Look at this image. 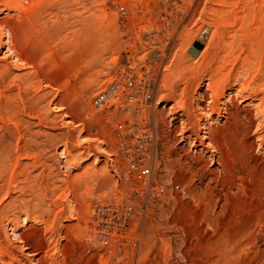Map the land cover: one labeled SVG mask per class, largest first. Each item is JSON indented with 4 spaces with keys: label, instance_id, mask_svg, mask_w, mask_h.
Returning a JSON list of instances; mask_svg holds the SVG:
<instances>
[{
    "label": "rangeland",
    "instance_id": "rangeland-1",
    "mask_svg": "<svg viewBox=\"0 0 264 264\" xmlns=\"http://www.w3.org/2000/svg\"><path fill=\"white\" fill-rule=\"evenodd\" d=\"M263 2L0 0L16 31L0 25V264H264V126L242 88ZM149 127L145 186L128 156ZM119 204L134 215L118 253L92 226Z\"/></svg>",
    "mask_w": 264,
    "mask_h": 264
},
{
    "label": "built area",
    "instance_id": "built-area-1",
    "mask_svg": "<svg viewBox=\"0 0 264 264\" xmlns=\"http://www.w3.org/2000/svg\"><path fill=\"white\" fill-rule=\"evenodd\" d=\"M121 13L127 15V11L123 6H120ZM146 96L150 98L151 89L150 82H147ZM120 85L118 83L112 84L108 89L100 92L93 100V104L96 108H101L110 102L112 98L118 96ZM130 100L126 102H134L133 96L128 95ZM141 102H152V100H139ZM145 117L146 115L143 114ZM122 125H120L121 127ZM141 140L151 146L144 148H138L139 154L137 156L129 155V169L127 178L130 182L144 184L148 186V178L151 175V171L155 165L153 157L157 154V146L159 144L158 135L155 129L147 128L142 134ZM148 184V185H147ZM146 187L141 188V193H144ZM157 195H160L158 190H155ZM154 193V194H155ZM134 215L133 206L130 204L108 205L100 207L95 211L94 220L95 224L92 226L93 232L101 246L105 250H116L118 253L122 251V247L126 243L132 241V218ZM113 264V263H110Z\"/></svg>",
    "mask_w": 264,
    "mask_h": 264
},
{
    "label": "bare ground",
    "instance_id": "bare-ground-1",
    "mask_svg": "<svg viewBox=\"0 0 264 264\" xmlns=\"http://www.w3.org/2000/svg\"><path fill=\"white\" fill-rule=\"evenodd\" d=\"M15 1V0H14ZM16 3H17V1H16ZM264 3V2H263ZM15 4V3H14ZM18 5L20 6V8H22L23 9V5L22 4H20V3H18ZM33 6V5H32ZM55 6V5H54ZM16 7H18V6H16ZM34 7V6H33ZM25 9V8H24ZM30 10V9H29ZM19 11H21V10H19ZM23 12V11H22ZM21 12V13H22ZM28 12V11H27ZM259 13H260V11H259ZM258 14V13H257ZM262 15V18H263V20H264V13L263 14H261ZM257 16V15H256ZM261 18V19H262ZM6 22V21H5ZM5 22H2V23H0V25H2V24H6ZM263 23H264V21H263ZM263 23H261V25H263L262 27H264V24ZM7 25V24H6ZM260 25V26H261ZM4 26V25H3ZM5 27V26H4ZM258 28V27H257ZM4 29H8V31H9V33H10V38H12L13 40V42H15V39H14V36L16 35V31H14L15 29H13L12 27H11V25L10 24H8L7 25V28H4ZM259 29V28H258ZM260 29L262 30V28L260 27ZM1 30V29H0ZM264 30V29H263ZM262 32L263 31H261V33H259V31H258V33H257V36L258 35H260V34H262ZM263 34H264V32H263ZM254 35V34H253ZM262 36H264V35H262ZM259 38V37H258ZM260 38H262V40L261 39H259L260 41L258 42V41H255V42H258V43H256V45H255V47L253 46V48L251 49L252 50V52L250 53V55H249V57L247 56L246 58H248L247 59V61H246V63H245V66H244V72H245V74L244 75H246V84L245 85H243L244 87H242L243 89H246V91L249 89L250 91H252V93H253V97H254V99L253 100H257L258 102L256 103V105H254L255 107H256V114H258V116H259V120L261 119V122H262V124H263V126H264V54H262V51L261 50H263L262 49V45H264V38L263 37H261L260 36ZM11 40V39H10ZM257 40V39H256ZM11 42V41H10ZM13 42H12V44H13ZM263 43V44H262ZM254 44V42H252V45ZM251 45V46H252ZM250 46V47H251ZM8 51V50H7ZM264 52V51H263ZM11 54V53H10ZM20 54V53H19ZM17 59V58H16ZM241 73V72H240ZM16 74V73H15ZM7 76V75H6ZM25 78V77H24ZM23 80V79H22ZM245 80V79H244ZM4 81V80H3ZM27 83V82H26ZM14 85V84H13ZM218 86V85H217ZM217 86L215 85V86H213L212 85V90H214V89H216L217 88ZM7 87V86H6ZM22 89V88H21ZM5 90V89H4ZM219 90V89H218ZM212 92H214V94L216 93L215 91H212ZM249 92V91H248ZM244 97V96H243ZM247 97H251V96H248L247 95ZM10 98V97H9ZM220 99V98H219ZM218 99V100H219ZM229 99V98H228ZM19 100V99H18ZM253 100H251V101H253ZM249 101V100H248ZM256 102V101H255ZM254 103V102H253ZM248 104H250L249 102H248ZM220 105V102L219 101H212V105H211V107H212V109H215L216 107H218ZM247 105V104H246ZM248 106V105H247ZM223 109V108H222ZM225 110H226V107L224 108ZM255 109V108H254ZM220 110V109H219ZM249 111V110H248ZM209 113V112H208ZM207 114V113H206ZM205 114V115H206ZM231 114V113H230ZM238 114V113H237ZM255 114V115H256ZM206 116H209V115H206ZM251 117H253V116H251ZM209 118V117H208ZM237 119V118H236ZM242 119V118H241ZM249 119V118H248ZM208 120V119H207ZM239 120V119H238ZM247 120V119H246ZM254 120V119H253ZM243 121V120H242ZM241 122V121H240ZM261 122H259V123H261ZM243 123V122H242ZM246 123V122H245ZM206 124V123H205ZM259 125H261V124H259ZM205 126V125H204ZM234 126V125H233ZM209 127V126H208ZM231 129V128H230ZM232 130V129H231ZM239 133V132H238ZM206 134V133H205ZM204 134V135H205ZM244 134V133H243ZM208 135H209V133H208ZM264 136V135H263ZM206 137H209V136H207L206 135ZM201 138V137H200ZM260 138H262V137H260ZM262 140V139H261ZM264 142V141H263ZM236 162V161H235ZM1 174V173H0ZM226 177V176H225ZM232 192V191H231ZM263 209V208H262ZM261 214H263L262 216H260L256 221H257V223L262 227V232L264 233V213H262L261 212ZM260 214V215H261ZM251 217V216H250ZM252 224V223H251ZM256 225V224H255ZM252 226V225H251ZM249 227V226H248ZM255 227V226H254ZM246 229V228H245ZM251 229V228H250ZM253 229V228H252ZM259 229V228H258ZM254 230V229H253ZM243 232V231H242ZM251 233V232H250ZM262 233V234H263ZM244 234V233H243ZM244 236H245V234H244ZM254 237V236H253ZM7 238H8V236H7ZM21 242H22V240H21ZM18 247V246H17ZM234 249V248H233ZM213 258V257H212ZM218 258V257H217ZM220 258V257H219ZM218 258V259H219ZM218 261V260H217ZM216 260H214V258L213 259H211V261L210 262H217ZM209 262V263H210ZM2 264V263H1ZM208 264V263H207Z\"/></svg>",
    "mask_w": 264,
    "mask_h": 264
},
{
    "label": "water",
    "instance_id": "water-1",
    "mask_svg": "<svg viewBox=\"0 0 264 264\" xmlns=\"http://www.w3.org/2000/svg\"><path fill=\"white\" fill-rule=\"evenodd\" d=\"M202 48H203V44L197 41L194 43V46L189 49V52L193 54L194 56H197L199 53V50H201Z\"/></svg>",
    "mask_w": 264,
    "mask_h": 264
}]
</instances>
